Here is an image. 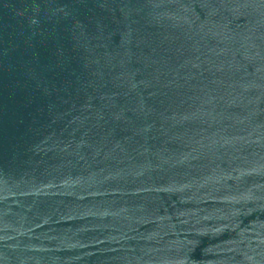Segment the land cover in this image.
Here are the masks:
<instances>
[{
  "label": "water",
  "instance_id": "water-1",
  "mask_svg": "<svg viewBox=\"0 0 264 264\" xmlns=\"http://www.w3.org/2000/svg\"><path fill=\"white\" fill-rule=\"evenodd\" d=\"M0 264H264V0H0Z\"/></svg>",
  "mask_w": 264,
  "mask_h": 264
}]
</instances>
